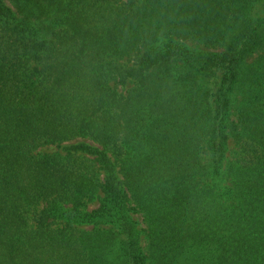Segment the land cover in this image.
<instances>
[{
  "label": "trees",
  "instance_id": "obj_1",
  "mask_svg": "<svg viewBox=\"0 0 264 264\" xmlns=\"http://www.w3.org/2000/svg\"><path fill=\"white\" fill-rule=\"evenodd\" d=\"M256 8L0 0V264H264Z\"/></svg>",
  "mask_w": 264,
  "mask_h": 264
},
{
  "label": "rangeland",
  "instance_id": "obj_2",
  "mask_svg": "<svg viewBox=\"0 0 264 264\" xmlns=\"http://www.w3.org/2000/svg\"><path fill=\"white\" fill-rule=\"evenodd\" d=\"M9 2V1H8ZM10 4V2H9ZM256 6H257V10H263L264 9V4H263V1L262 0H256ZM180 43L182 44H185L187 45L188 47H191V48H194V49H197V50H205V49H208V50H218V49H222L223 46L221 45H217V46H205L204 44L202 43H199V42H193L191 40H186V41H181ZM262 47H259L258 50L256 52H254L247 60H246V64H250L252 63L253 61H255L260 55L264 54V44L261 45ZM129 64L131 65L132 62H129ZM130 84H127L126 85V88L129 87ZM236 105H237V97L234 98L233 100V111L235 112L236 110ZM80 139H77V140H74V141H70V142H64L62 143L61 145L59 146H56V145H47V146H43L40 150H42V152H45V153H55V152H64L65 150V147L66 146H69L70 144L72 143H77L79 142ZM92 144V143H90ZM228 152L226 154V160H230L233 155L236 153V146L235 144L230 141L229 143V148H228ZM97 201H94L90 204V207L91 208H94L97 206ZM133 216L135 217V219L141 221V215L138 214V213H134ZM144 227V224L142 223H139V228H143ZM145 228V227H144ZM146 244H147V241H146V237H145V234H144V231L142 230L141 231V246L143 248V250H146ZM148 253V252H147ZM149 261H150V258L148 257V261L147 263L149 264Z\"/></svg>",
  "mask_w": 264,
  "mask_h": 264
}]
</instances>
